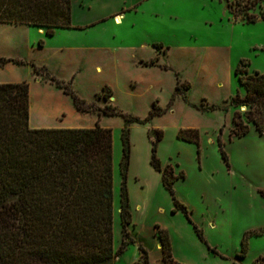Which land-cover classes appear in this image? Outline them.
<instances>
[{"label":"rangeland","instance_id":"rangeland-1","mask_svg":"<svg viewBox=\"0 0 264 264\" xmlns=\"http://www.w3.org/2000/svg\"><path fill=\"white\" fill-rule=\"evenodd\" d=\"M234 1L146 0L133 7L131 0H116L123 8L120 23L115 15L87 29L62 30L51 37L36 28L0 23V46L12 55L23 59L26 53L21 54L18 47H34L30 63L36 69L29 65L24 71L0 73L24 78L32 86L33 118L56 124L59 120L51 107L68 114L75 110L73 97L50 81L48 73L95 104L89 112H80L90 115H68L67 120L93 124L98 109L107 103L120 113L101 115L99 121L101 127L112 130L115 249L122 241V136L124 129L128 132L125 185L131 221L126 227L133 241L115 264H131L139 252L143 256L140 245L151 252L152 264H164L155 253L160 243L157 229L168 232L178 264H259L264 256V196L260 192L264 191V134L250 125L247 134L235 136L238 128L232 123L233 98L244 95L235 68L242 60L249 72H264V19L251 24L235 21L227 8ZM95 7L103 5L98 1L91 8L92 17ZM235 10L240 17L244 13L259 16L264 0H245ZM38 46L100 49L80 56L65 50L68 54L59 61L53 59L51 50L41 51ZM43 59L48 63L41 64ZM28 70L32 77L26 74ZM34 76L42 83L34 82ZM104 87L111 91L107 99L101 95ZM153 104L160 114L143 122L131 120L146 119ZM187 129L198 130L197 141L178 136ZM158 131L162 138L156 141ZM154 147L160 171L151 163ZM165 168L175 177L173 194L162 183ZM175 201L186 212L177 209ZM244 236L247 252L240 258ZM135 264L146 263L140 259Z\"/></svg>","mask_w":264,"mask_h":264},{"label":"trees","instance_id":"trees-1","mask_svg":"<svg viewBox=\"0 0 264 264\" xmlns=\"http://www.w3.org/2000/svg\"><path fill=\"white\" fill-rule=\"evenodd\" d=\"M243 1L227 4L235 21L251 24L264 19V11L259 16L244 13L240 17L235 7ZM71 7V0H0V23L43 28L51 36L56 29L75 28ZM11 61L25 64L0 57V66ZM241 63L242 60L234 70L244 89V95L233 98L236 109L232 123L238 128L234 135L247 134L250 125L264 134V72H249ZM29 65L37 68L32 63ZM47 78L73 97L79 112H89L95 106L93 101L78 97L55 75L48 73ZM105 89L101 95L107 99L111 91ZM29 106L30 90L26 81L0 83V264H115V259L133 241L126 227L131 221L125 185L130 152L127 130H123L122 136L124 181L119 207L122 241L115 249L112 130L99 123L89 128H32ZM160 113L153 104L146 119L131 120L143 122ZM119 114L109 103L98 109L99 116ZM158 132L156 141L162 138L161 131ZM178 136L197 141L198 130H180ZM219 146L228 164L227 155L222 145ZM151 163L156 170H161L155 147ZM170 173L167 174V168L163 170L162 183L173 194L175 177ZM260 192L264 196V191ZM175 206L186 212L177 201ZM156 234L164 264H178L172 257L168 232L157 229ZM245 240L244 236L240 258L247 252ZM139 248L143 261L151 264L146 248L142 245ZM259 264H264V256Z\"/></svg>","mask_w":264,"mask_h":264},{"label":"crops","instance_id":"crops-1","mask_svg":"<svg viewBox=\"0 0 264 264\" xmlns=\"http://www.w3.org/2000/svg\"><path fill=\"white\" fill-rule=\"evenodd\" d=\"M98 1L100 2L101 5H103V7H99V8L95 7L96 8L95 9L96 15L92 17L89 15L90 10L92 7H94L96 4H98ZM131 1L134 4L133 7H135L136 5L141 4V3L145 2L146 0H131ZM115 3H116V0H71V6H72L71 7V19H72V25L75 28L56 29L55 33L58 31H62V30H83V29H87L89 27L96 25L99 22H103L109 18H113L115 15H121L123 13V8L120 7V5H118V4L116 5ZM15 25L25 26L28 28H31V27L36 28L41 33H43L46 37H51L55 34L54 33L53 35L49 36L45 33V30L43 28H37V27L28 26V25H24V24H15ZM38 47L40 48L41 51H44L46 49L51 50L53 53L52 54L53 59L57 58V59H59V61L64 60L65 56L68 54L67 53L65 55V50H74V51L78 52V56H80V53H82L84 51H88V50H92V49H100V48H95L92 46H71V47L70 46H38ZM18 48L21 49V51H22L21 54L26 53L25 58L20 59V57L12 55L8 50H6L5 48L0 46V57L12 58V59H16V60H20V61L25 62V64H18V63H15L13 61L7 62L5 65L0 66V73H3V71L6 69H9L12 71H17L19 69L23 70L26 66H29L30 62H32L33 58L31 56V52L34 51V47L33 46H25V47L21 46ZM43 58H45V57H43ZM48 59H43L40 61V63L41 64H47ZM41 66H45V65H41ZM26 74L29 77L30 76L32 77V74H31V72H29V70L26 72ZM26 74L24 75V77L27 76ZM33 79H34V82L42 83L41 78L39 79V78H36V76H34ZM22 81H24V78L23 79L22 78H14V77L6 78V77H3V75L0 76V83L22 82ZM29 90H30V100H31L32 99V96H31L32 86L31 85H29ZM40 107H43V105ZM50 107L47 106L48 110ZM50 109L52 111L53 116L59 120L58 121L59 123L52 124V123H48V121L44 120V119L40 120L37 118H33L32 106H29V126L32 128H89V127H94L96 125V123H99V121L101 119V116H99L97 114L98 115L97 120H95V118L92 119L93 124L84 125L83 123H80L78 121L71 122L70 120H67L66 116L69 117V116L75 115L79 118H82V117H85L86 115H90V113H86V115H85V113L82 114L78 110L75 109L71 112L72 114H68V112H66L64 109H56L53 107H51ZM46 111H47V109H46ZM59 116H62V118H60ZM119 211H120V209H119ZM159 244L157 243V245L155 246V253H157V255L159 256L158 257L159 260H161L162 259V251H161V244L160 245ZM147 252H148L149 261L151 263V260H150L151 259V252L148 250H147ZM121 256L122 255H120L117 258L118 261L122 260ZM136 258L133 259V261H131V264H134L135 262L142 259L140 252L138 253V258L137 259Z\"/></svg>","mask_w":264,"mask_h":264},{"label":"bare ground","instance_id":"bare-ground-1","mask_svg":"<svg viewBox=\"0 0 264 264\" xmlns=\"http://www.w3.org/2000/svg\"><path fill=\"white\" fill-rule=\"evenodd\" d=\"M120 16L118 15V16H116L114 19H115V21L117 22V23H120Z\"/></svg>","mask_w":264,"mask_h":264}]
</instances>
